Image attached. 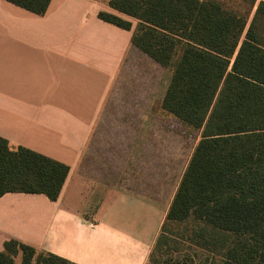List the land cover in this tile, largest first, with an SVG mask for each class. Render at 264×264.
<instances>
[{"label": "crops", "instance_id": "crops-1", "mask_svg": "<svg viewBox=\"0 0 264 264\" xmlns=\"http://www.w3.org/2000/svg\"><path fill=\"white\" fill-rule=\"evenodd\" d=\"M101 10L117 13L102 0H51L43 15L0 0V136L70 167L56 200L0 197V250L15 237L78 264H146L159 234L191 157L178 173L175 154L200 133L162 108L171 70ZM144 60L170 70L155 95L142 94L152 83ZM130 84L140 89L129 107L116 106L120 85ZM143 115L161 119L171 151Z\"/></svg>", "mask_w": 264, "mask_h": 264}, {"label": "trees", "instance_id": "trees-1", "mask_svg": "<svg viewBox=\"0 0 264 264\" xmlns=\"http://www.w3.org/2000/svg\"><path fill=\"white\" fill-rule=\"evenodd\" d=\"M43 15L51 0H8ZM108 0L99 17L171 70L162 108L199 131L146 264H264V0ZM138 22L133 28L130 18ZM70 167L0 136V197L56 200ZM78 264L15 237L0 264Z\"/></svg>", "mask_w": 264, "mask_h": 264}, {"label": "rangeland", "instance_id": "rangeland-1", "mask_svg": "<svg viewBox=\"0 0 264 264\" xmlns=\"http://www.w3.org/2000/svg\"><path fill=\"white\" fill-rule=\"evenodd\" d=\"M103 2H105V4H107L108 0H102ZM226 2H228V4H231L232 6H240V1H234V0H225ZM118 14H120L119 12H117ZM124 17L126 18H130L132 20L133 23L138 22L137 19L128 17L126 15H124ZM142 75L147 76L149 78V81H151L152 83H148V84H141L140 87L144 86V90L142 91L143 96H148V95H152V94H156L157 93V89L160 88L162 81H168L169 77H170V70L167 68L162 67L161 65H159L158 63L154 62L151 60V63L144 60L142 63ZM156 90L155 92H149L148 91V87H152ZM121 87H123L125 90H121L117 93V97H116V106L117 104H119V106L121 107H129L130 105V101L129 98H131L132 96L136 95L137 90L140 89L139 85L137 84H130V85H120ZM122 117L124 116H117L116 118H113L112 116L108 117L107 122H114L117 123L119 122V120H122ZM126 117V116H125ZM134 121H131V123H133ZM140 123L144 126H148V125H152L153 128L154 126H156V128L153 129L152 134L154 136H156V140L159 142V144H157L159 147H163V145H165V148L167 149V151H171V148H173V139L172 137L167 136V138H165L164 136H161V134H163L164 127H163V123L161 121V119L159 117L156 116H145L143 115L141 117V121ZM173 124L176 126L178 125L177 122H173ZM200 135V134H199ZM199 135L195 134L192 136L191 138V143L190 145L187 147H182L180 152L178 154V162L179 167L178 170L176 172L180 173L181 170H183V168L186 166V163L188 162V159L192 153V150L194 148V146L196 145V142L199 139ZM178 136V135H177ZM180 137V136H178ZM181 138V137H180ZM167 146V147H166ZM177 181V180H176ZM21 261V260H20Z\"/></svg>", "mask_w": 264, "mask_h": 264}]
</instances>
